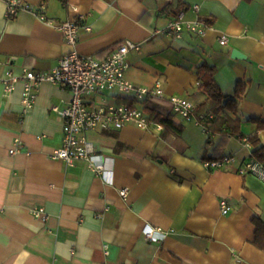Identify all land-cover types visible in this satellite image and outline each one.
<instances>
[{
  "label": "crops",
  "instance_id": "1",
  "mask_svg": "<svg viewBox=\"0 0 264 264\" xmlns=\"http://www.w3.org/2000/svg\"><path fill=\"white\" fill-rule=\"evenodd\" d=\"M7 1L0 0L1 78L55 68L67 51L56 26L81 18V55L100 59L125 40L139 45L125 56L126 78L139 87L160 85L164 99L148 105L171 114L178 132L151 120L146 129L89 131L95 151L113 158L111 172L99 176L84 161L69 166L50 157L63 137L52 108L67 105V89L43 83L22 115V85L6 95L1 84L0 264H264L252 244L253 217L264 221V183L237 172L251 158L242 138L255 134L264 145V0H15L43 5L44 20L27 10L7 18ZM178 17L183 24L201 19L205 34L171 37L166 27ZM233 50L244 58H232ZM205 63L216 69L221 94L237 102L236 114L224 115L234 121L214 117L207 132L173 114L165 100L182 97L211 113L197 76ZM15 139L21 148L10 155ZM223 156L232 157L228 168L204 166ZM146 227L165 238L148 241Z\"/></svg>",
  "mask_w": 264,
  "mask_h": 264
},
{
  "label": "built area",
  "instance_id": "2",
  "mask_svg": "<svg viewBox=\"0 0 264 264\" xmlns=\"http://www.w3.org/2000/svg\"><path fill=\"white\" fill-rule=\"evenodd\" d=\"M43 5L32 7L15 0L7 1V18L16 16L20 10H27L36 13L39 19L44 17L39 14ZM195 11L198 10L194 6ZM81 18L66 21L56 26L61 33L63 42L67 45V51L57 62L55 68L50 71L33 72L24 69L19 76H15L11 71L5 73L4 78L0 76V85H3L4 93L10 94L16 84L22 85V115L30 111L37 98L40 86L49 82L57 87L67 89L70 93V100L64 107H53L55 112L63 123V137L61 146L54 149L50 157L61 160L71 166L76 161H84L88 168L95 174L102 176L105 172H111L113 158L106 157L97 153L92 142L87 140L86 134L89 131L98 129H121L126 124L135 125L141 129H146L151 122L147 113L135 105L118 104L107 105L103 101L98 104H89L90 98L111 94L130 98L136 103H143L158 99H164V92L159 84L153 87L135 86L126 78V71L129 63L126 55L130 51H138L139 45L132 41L125 40L117 47L112 49L106 56L96 59L84 56L77 51V41L79 35V20ZM167 34L173 38H180L183 31L199 37L205 34V25L198 19L194 23L183 24L180 18L171 20L166 27ZM225 41L221 40V44ZM90 99V100H89ZM173 114L179 116L183 121L194 123L200 127L203 132H207L208 127L214 119L211 113H201L197 106L182 97H168L165 99ZM91 103V101H90ZM157 129L162 127L156 124ZM21 141L15 139L9 154L13 155L21 148ZM242 142L248 148L247 138H242ZM232 162L231 156H223L210 159L204 162V166L210 169L228 168ZM239 175H253L264 183V166L257 160L250 158L244 162L237 170ZM124 199L126 190L119 192ZM221 212L226 214L228 207L225 201L219 202ZM42 211H39L40 214ZM144 237L148 241H161L165 238V233L160 228L146 227L143 230Z\"/></svg>",
  "mask_w": 264,
  "mask_h": 264
},
{
  "label": "trees",
  "instance_id": "3",
  "mask_svg": "<svg viewBox=\"0 0 264 264\" xmlns=\"http://www.w3.org/2000/svg\"><path fill=\"white\" fill-rule=\"evenodd\" d=\"M177 15L178 14H174V16ZM215 72L216 69L213 66H210L206 63L198 67L197 76L200 81V89L203 91L204 94H206V102L209 103V106L207 107L208 111L213 113L215 115L214 117H216L217 120L222 117L221 118L222 122L220 121V123L233 122L234 120L230 118H227L229 120L226 119L227 117L226 113L231 112L233 114H236L237 102L233 99H228L223 94H221V90L214 78ZM242 87H243L242 84H239L236 90V96L238 98H241L242 96V92H243ZM119 104L133 105L134 101L128 99H121ZM143 104H144L143 110L148 114L149 119L151 121H154L159 125H163L165 127H170L171 129H174L176 132H178L177 131L178 125L174 124L171 114H160L156 112V110L153 107L151 108V106L148 105V101L143 102ZM224 115H226V117H224ZM234 127L235 126L233 124L231 127L228 124L227 127L228 129L231 130L232 134H235L237 132L236 130L235 131L233 130ZM247 140L248 143H250L251 145L250 147H252V151L250 154L251 158L257 160L259 163H261L264 166V145L260 143V140L255 134L250 137L248 136ZM252 224L254 226L253 228L254 240L252 244L256 248L264 252V221L260 217L255 216L252 219Z\"/></svg>",
  "mask_w": 264,
  "mask_h": 264
},
{
  "label": "water",
  "instance_id": "4",
  "mask_svg": "<svg viewBox=\"0 0 264 264\" xmlns=\"http://www.w3.org/2000/svg\"><path fill=\"white\" fill-rule=\"evenodd\" d=\"M231 57L234 58V59H243L244 58L243 55H241L239 52H237L235 50H233L231 52Z\"/></svg>",
  "mask_w": 264,
  "mask_h": 264
}]
</instances>
